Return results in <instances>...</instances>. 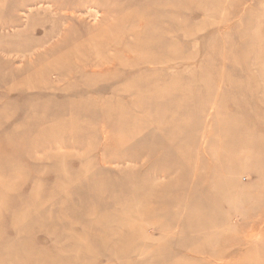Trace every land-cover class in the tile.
Listing matches in <instances>:
<instances>
[{
  "label": "rangeland",
  "instance_id": "obj_1",
  "mask_svg": "<svg viewBox=\"0 0 264 264\" xmlns=\"http://www.w3.org/2000/svg\"><path fill=\"white\" fill-rule=\"evenodd\" d=\"M50 1L0 0V264H264V0ZM116 14L108 69L31 76Z\"/></svg>",
  "mask_w": 264,
  "mask_h": 264
},
{
  "label": "bare ground",
  "instance_id": "obj_2",
  "mask_svg": "<svg viewBox=\"0 0 264 264\" xmlns=\"http://www.w3.org/2000/svg\"><path fill=\"white\" fill-rule=\"evenodd\" d=\"M50 2H53L54 4L57 5V10H59V9L64 10L62 17H58V18L56 17L55 18V23H54V25H52V28L54 29V31H58L60 29L71 31L72 29H74L75 25L73 23H76V24L79 23V22H77L75 15H76L77 11L80 10V7H78V5H76L77 7H75V6L72 7L73 4L69 5L70 2H68V1L64 2V0H51ZM2 5H4V4H2ZM67 16L71 19L70 21H69ZM62 20L64 21L63 24H62ZM72 20H76V21L74 22ZM67 21H69V22L67 23ZM123 21H124V19L121 16V14L120 15L116 14L114 16V18L111 20V23L108 24L107 28L96 31V32H95V30H89L82 38L75 37L74 38L75 45L72 47H70V45L68 46V43H69L68 39L69 38H68V36H66L62 40L63 46L57 47L56 49H50V52L48 51L47 53L44 54V56L46 55L45 57L50 56L49 60L45 58L44 61H47L46 63H44V64L42 63V61H43L42 58H44L43 55L37 58L36 61L39 62L40 66L42 65V68H41V70H39L40 71L39 72L36 70V67L38 64L35 65L36 67L35 66L32 67L31 68V76L38 75L41 78L43 73H45L47 75L48 71H53V70L56 71L57 70V71H59L61 76H63L64 79H72L71 83H73L72 85H74L75 80H78L79 77H84V75H85L84 73L90 67H93L94 63L96 65L98 64L97 66L99 67L98 68L99 70L105 71L106 69H108V66H107L108 62L106 61V57L109 55L108 52H109L110 48L112 46H114L116 48L120 47V50L122 48L121 42H123L122 38H124V34H125V26H123V24H124ZM156 23H157V20H156ZM66 24H68V25H66ZM146 26H147V24H146ZM148 30H150V31H148V33H147L148 35H146V36L144 35L145 38L148 39L149 37L153 36V37L157 38L158 40L160 39V37L156 34L155 28L153 27V23L150 27H148ZM134 34L138 35L139 33L134 32ZM124 41H125V39H124ZM40 45H41V43H40ZM127 46L128 47L125 46L124 48H126V49L127 48L128 49H130V48H133V49L141 48L143 50L144 49L145 50H151V47H150L151 45H149L148 41H146V40H143V41L140 40L139 41L138 38H137V40L132 41ZM63 51H65V52H63ZM32 63H34V62H32ZM11 76H13V75H11ZM88 86H90V85H88ZM132 106H133V104H132ZM123 108H124V106H123ZM113 116L116 117V115H113ZM69 122H70V120H69ZM72 122H73V120H72ZM56 130L58 131V129H56ZM61 130L63 132L62 126H61ZM58 140L60 141V138Z\"/></svg>",
  "mask_w": 264,
  "mask_h": 264
}]
</instances>
